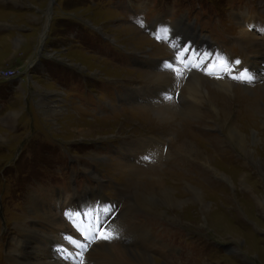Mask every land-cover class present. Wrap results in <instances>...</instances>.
<instances>
[{"label":"rangeland","instance_id":"1","mask_svg":"<svg viewBox=\"0 0 264 264\" xmlns=\"http://www.w3.org/2000/svg\"><path fill=\"white\" fill-rule=\"evenodd\" d=\"M48 8L49 0H0V75L9 71L22 74L25 64L34 61L28 71L26 69L25 76L0 79V264H10L6 253L14 251L13 240L17 241L22 235L19 229L33 228L36 232L46 233L49 224L42 216L43 211L59 216L57 210L67 207L74 210V213L71 209L65 213L69 220L73 217L74 222L68 231L73 235L76 229L78 232L85 229L91 234H81V245L70 242L78 252L88 254L84 264H126L109 257V250L116 249L112 243L119 244L120 249L126 247L149 254L158 264H264V95L245 85L240 70L234 73L239 81L236 88L230 87L228 92L233 91V95L229 94L232 104L228 119L231 118L229 123H235L236 130L249 143L247 151L251 157L247 160L238 149H233L234 142L230 141L226 129L222 131L207 122L206 114L210 115V108L205 102L199 104L200 112L194 114L198 119L176 115V120L169 122L171 126H158L152 121L155 112L148 107L147 98L142 92L137 95L140 100L134 95L148 86L147 76L166 67L179 74L181 68L185 71L199 68L196 63L199 58L194 57L193 63L186 59L188 48L203 50L206 66L217 68L219 64L205 54L206 45L201 41L214 45L222 56L238 62H245L253 47L257 51L253 62L257 68L251 71L255 74L251 77L262 80L264 0H54L41 58L33 60L40 34L46 28ZM247 39L260 47H254L255 44L246 47L244 41ZM192 76L184 79L187 82ZM26 79L30 83L34 81L37 89L42 85L45 97L34 102V93L30 95V91V100L24 103ZM200 81L204 93L217 92V86L207 79ZM157 87L154 86L151 98L158 97L156 92L160 89ZM214 97L221 100L218 106L225 105L222 97ZM131 98L133 103H130ZM166 98L171 100V97ZM41 102L50 110L57 107V116L45 114ZM110 103L112 106L108 107ZM136 106L147 110L138 109L135 114H129ZM63 110L68 112L65 117ZM248 112L253 118L250 122L245 117ZM10 114L15 118H10ZM145 114L152 119L145 121L149 123L148 128H144L140 119L146 118ZM240 117L245 121H240ZM88 123L99 127L103 124L101 128L104 129L96 131L100 134L92 140L91 137L79 139V130L86 128ZM162 127H168L169 132L163 139L158 135L164 134ZM118 132L124 136L121 138H126L122 143L149 137L145 141L151 145L152 137L162 141L158 146L160 152L163 143L168 146L165 165L159 169L164 174L160 172V175L157 169L156 174L162 177L165 185L176 190L179 204L173 215H178L184 226L160 223L151 215H157L154 210H150V214L138 206V214L144 216L148 224L167 225L161 227L162 231H152L153 235L161 234L162 237L158 242L160 247L153 250L147 248L144 237L132 232L130 220L115 212L119 206L110 209L107 205L108 210L95 191L84 193V187L96 175L99 177L96 176L95 181L106 185L107 194L116 196L121 207L133 202L127 192L131 188L124 189L123 179L131 181L128 185L141 186L142 190L159 188L157 184L153 185L156 180L143 181L133 177L128 166L120 168L112 164L115 161L123 165L122 153L131 148L118 144L121 139L116 136ZM182 133L195 137L202 150L212 152L211 147H216L223 159L215 155L216 159H212L209 166L193 156L192 161L188 156H180L182 151L176 144L177 136ZM204 134L208 142L204 141ZM213 138L223 144L209 143ZM107 142L110 143L106 145ZM140 156L132 154L134 158ZM108 158V166H103L102 161ZM160 160L161 157L158 162ZM144 162L146 165L140 168L146 170L148 165L146 160ZM171 162L172 166L169 165ZM117 174L122 178L117 180ZM186 179L189 180L187 185L198 188L208 210L211 219L207 228L202 225L199 202L193 205L190 199L194 202V198L186 193ZM119 188L122 195L116 193ZM111 197L104 196L106 200ZM34 200L48 204L42 203L34 210L31 206ZM183 208H187L186 214ZM93 217L98 219V225H105L104 229L113 235L112 239L95 241ZM216 217L224 221L225 227L213 224L211 220ZM60 235L64 239L70 238L64 232ZM57 240L58 235L56 240L50 238L42 242L48 254L50 250L49 257L53 256L52 263L65 264L64 258L75 262L64 244L49 248L59 243Z\"/></svg>","mask_w":264,"mask_h":264},{"label":"bare ground","instance_id":"2","mask_svg":"<svg viewBox=\"0 0 264 264\" xmlns=\"http://www.w3.org/2000/svg\"><path fill=\"white\" fill-rule=\"evenodd\" d=\"M137 37L141 38L140 36H137ZM244 42H245V44H244L245 46L247 44H250L249 46L255 44L251 39H249V40L247 39ZM262 42L263 43H262L261 47H262V50L264 51V41H262ZM201 43L206 45L204 47L205 48V54L208 56H212L214 61L217 64H219L220 67H217L214 70H211L205 64V55L203 54L204 53L203 50H201V49L198 50L196 47H192L193 49L188 48V50L186 52V59H188L189 61H191L193 63L194 57L199 58V60L197 61V63L199 64V68H197L196 70H193V71L192 70L185 71L181 68L179 70V72H180V74H179L178 72L173 73L169 68L166 67L165 69L161 70L158 73L151 74L150 76H147L148 77V83H147L148 86L144 87L142 90L136 91L134 93V95L136 96V98L138 100H140L137 97V95L139 92H142V96L147 98L145 101L147 102L148 107H151L155 113H154L153 120L150 119L151 117L149 118V116H146V114H145L146 118L143 116V118H140V119H142V124L144 125V128H148L149 123L147 124L146 122L149 119L154 121V123L158 126L170 125L169 124L170 121L176 120V115L177 116L188 115V117L190 116L192 119H198V117L196 116L197 114L195 116H194V114L200 112V105L199 104L201 102H205L206 105L210 108L209 109L210 115L206 114L208 116L207 122L210 121L212 124H214V126L216 128L221 129L222 131L226 129L227 130L226 132H228L230 141L234 142L233 149H235V148H236V150L238 149V153L243 155V157L246 158V160H247L249 157H251L250 153L247 151V148H248L247 146L249 145V143L247 142V140L245 139L243 134H241L240 131L236 130V127H237L236 124L235 123H232V124L229 123L231 118L228 119V113H229L230 105L232 104V102L229 100V94L233 95V91L231 93H228V92H229L230 87L236 88V85L239 81L238 77H237V79H235L236 76L235 75L232 76V75L228 74V72H229L230 68L236 69V71H234V73L238 72L240 70L241 80H243L245 82V85H247L250 90L256 91L257 93L264 95V77L262 78V80H257V78L251 77V75H255L251 71H253L254 69L257 68L255 66V64L253 63L256 59V52L257 51L255 52L254 48L251 46L252 50L248 52L249 57H247L246 61L245 62H242V61L238 62L236 60L233 61V60H230L229 58H225L224 56H222L220 54V52L217 50V47H215L214 45L207 44L205 41H201ZM254 47L258 48L260 46L255 44ZM129 51L133 52V53H137V54L140 53V52L134 51V50H129ZM249 74H250V76H249ZM189 75H193V76H192L191 80H188L186 82L184 77L189 76ZM244 77H250V79H243ZM203 78L207 79L208 82L217 86L216 87L217 92L215 94H210L209 91H205V93H204V91H202L203 90L202 89V82L200 80H203ZM156 85H158V87ZM161 85L165 88V90L162 89ZM149 86L151 88L148 90L147 87H149ZM154 86L159 88L160 91H158L156 89L157 90L156 94L158 95V97L151 98V94H153V92H154V90H153ZM219 89L221 91H219ZM168 95L171 97V100H169V101H167V98H166V96L169 98ZM213 95L214 96L218 95L220 98L222 97L224 99V101H226L225 105L222 107L218 106L220 104L221 100L217 97H214ZM150 99H152V100H150ZM237 99L238 98H236V100ZM234 102H235V100H234ZM130 103H133L132 98L130 99ZM40 106L42 107V110L44 109L45 114L50 113L51 114L50 116H52V115L57 116V110H56L57 107L54 106V107H52L54 110H50V109H48L46 103H44V102H41ZM110 106H112V103H110V105L108 107H110ZM138 109L144 110V111L147 110L146 107L136 106V107L132 108V110L129 111V114L134 113ZM63 111H64V113L62 114L63 117H65V115L67 116L68 112L65 110H63ZM110 111L112 113H114L112 111V109ZM11 116H13V118H15L14 114L13 115L10 114V118H11ZM134 116H136V115H134ZM251 116L252 115L249 112L247 115H245V117L248 119L247 122H250L253 119ZM136 118H138V117H136ZM139 121H141V120H139ZM234 121H236V120H234ZM240 121H245V118H243V119L241 118ZM131 123H132V121H131ZM101 125H103V124H100V127H99V126H96L95 124L88 123L87 126H85L86 128H84L82 131L79 130L78 138L84 139V140H87L90 137H91L90 140L96 138L100 134L96 131L104 129V128H101ZM70 126H72V125H70ZM208 128L209 127H206V129H208ZM162 129H163L164 134L158 133V135L162 136V139H163L169 135V132H168V127H162ZM103 131H105V130H103ZM150 131L151 130H149L147 132H150ZM120 135H122V134H120V132L116 133V136H118L119 138L124 137V136H120ZM204 135L206 136V134H204ZM179 137H181V138H179ZM132 138H134V137H132ZM177 138L179 140L177 141L176 146L182 151L181 154H180L181 151L178 152V154H180V156L182 155V157L188 156L189 161L193 160V158H192V156H193L195 159H201L204 162H206L209 166H211L212 165V162H211L212 159H214V158L216 159L215 155H217L218 158L223 159V157L221 156L222 154L220 152H218L219 150L216 147H213V148L211 147V149L214 152L213 151L209 152V150H207V151L202 150V148L200 146L201 143L200 144L196 143V141L194 139L195 137H193L191 135H189V137H187L185 135V133H182V134L178 135ZM147 139H149V137H146V139L145 138H143V139L142 138H136V139H133L131 141L128 139L129 140L128 143H122L124 140H126V138H121L120 140H118V144L120 145V143H121L122 147L131 146V148H130L129 152L122 153L123 156L121 159H122V163H124L123 165L119 164L113 160H112L113 162L112 161L111 162H112V164H114L115 166L120 167V168H121V166H124V165L128 166L129 167L128 169H130L129 171L131 172L133 177L141 178V179H143V181L150 180V179L156 180L157 182H154L155 184L152 183L153 185L157 184V186H159V188H157L156 191L149 190V189L142 190V189H140L141 186L137 187V186H135V183H133L134 185L133 184L128 185L129 183H131V181L128 179H123V181L125 182V184L123 185L124 189L127 190V187L131 188V190L130 191L127 190V192H128V194H130L129 198H131V200H133V202L132 201L129 202L132 205H128L125 207L122 206L123 207L122 208L120 205H118V201L115 198L116 196H114L113 194H107V192L105 190L107 188L106 185L104 186V184H101V183L95 181V177L96 176L99 177V175H96L95 177L91 178V180H89L90 183L86 187H84V193H87L90 191H95L99 195L100 201L102 202V204L106 208H107V205L110 206V209H114L116 207L115 205L119 206V209H116L115 212L117 214L123 215L127 220H130L129 227L132 230V232L135 235L139 234L142 237H144L147 248L148 249L151 248L153 250L155 248L160 247L159 241L162 240V237L160 236L161 234H159V236H155L152 234V231L154 229L157 231H162L161 227L162 226H163V228L167 227V225H166L167 223L172 222V225H173V223H174V225H176V224L180 225L181 223L179 221L178 215H173V212L178 211V209L176 210V207H178L177 205L179 204V198L177 199L176 190L170 186L165 185L164 181H162V179H161L162 177L157 176V174H156V171L159 169L161 170V168H163L165 165L166 157H168L167 154L169 152L168 146L165 143H163L161 146L162 152H160V150L158 149V146L160 147L162 141L157 139V138L151 137L153 142L151 143V145H149V144H146L145 140H147ZM253 139H255V138L253 137ZM204 141L208 142L207 136L204 137ZM137 142H139V143L136 144ZM211 142H212V144L216 143V142H218L219 145L223 144L220 140L218 141V138L211 139L209 141V143H211ZM109 143L110 142H107L106 145ZM202 145H204V144L202 143ZM263 147H264V145H263ZM110 150H111V148H110ZM132 154H135V155L140 154L141 156L134 158V157H132ZM160 157H161V160H160V162H158V158H160ZM113 159H115V158H113ZM99 160H101V159H99ZM145 160H146L148 167L146 168V170H143L140 167H144L146 165L144 162ZM163 160H164V163L162 162ZM108 161H110V158L102 161V165L108 166ZM116 161H118V160H116ZM177 161L181 162L180 160H177ZM109 165L111 167V164H109ZM169 165L172 166V162ZM189 165H190L189 167L192 166L191 163ZM133 168H134V170H133ZM150 169H152L153 172H149ZM160 170L158 171L159 173L161 172ZM161 173H163V171ZM161 173H160V175H161ZM187 174L188 173H186L184 175L187 177ZM106 175H108V174H106ZM216 175L218 176V173H216ZM154 177H158V178H154ZM115 178H117V180L121 179L122 175L117 174ZM173 178H177V177L173 176ZM103 182H104V180H103ZM184 182H185L184 188L186 190V193L189 194L192 199L194 198V202H193V200L190 199L191 203H193V205H195V202H197V203L199 202L200 206L198 205L199 206L198 209H199V215H201L200 216L201 221L203 222L202 225L207 228L208 227L207 226L208 220L211 219V217H210V215H208V210H206L205 204L202 203L203 201L199 195L200 192H199L198 188H196L192 185H187L189 180L186 179V180H184ZM147 183H149V182H147ZM149 184H151V182ZM133 187H134V191L131 193V191L133 190ZM117 192L119 194H121L122 193L121 188L117 189L116 193ZM105 195L106 196L107 195L112 196L113 198L111 197L109 200H106V198H104ZM125 195H127V194H125ZM95 197H97V196H95ZM42 203H44L45 205L48 204L45 201H40V200H34V202L32 201V204H31L32 209L35 210L37 208V206H39V205L42 206ZM81 206H83V205H81ZM138 206L146 209V211L150 214H151L150 210H154V212H156L157 215H153V214H151V215L154 216V218L156 220H159L160 223L165 222L166 224H162V225H160V224H157V225L148 224L146 221V218L144 216L138 214L139 213V212H137ZM179 206L181 207V205H179ZM187 208H183L184 209L183 211L185 212V210ZM69 209H71L72 213H74V210L70 207H67L66 209L64 208L61 210H57L60 217L57 216L56 213L54 215H52L49 212L43 211L44 215H42V216L44 218H47L48 224H49L48 230L46 233L36 232V231L32 230L33 228L32 229H26V228L22 229L24 227L22 225L23 226V227L21 226L22 230L19 229V231L22 232L21 238H18L17 241L13 240V243H15L14 251L9 250V252L6 253L9 257L8 262L10 264H53L52 263L53 260H51V258L53 256L51 258L49 257L50 250H49V254H48V249L42 244V242H46L47 240L49 241L50 238L56 240L57 235H58L57 242H59V243H57L54 246H49V248H53L56 246H62L63 247V244H64L65 249L71 254V257H73V261H75V262H72L70 259L66 260L64 258L65 264H84V261L87 258L88 254L86 252H84L83 254L78 252L76 249H74L72 247L73 244L71 245L70 242L76 241L78 245H81V242H80L81 234L83 233L84 235H88V236L91 234L89 232H87L85 229H82V232H80V231L78 232V230L76 229L77 234L74 233L73 235L68 231V229L71 227V225L74 224L73 217L71 220H69L68 217L65 216V213L68 212ZM110 209H108V210H110ZM52 213H53V211H52ZM185 214H186V212H185ZM162 216L164 218H162ZM147 217H149V216H147ZM95 220H97V218L93 217L92 218V230L94 232H96V230L93 227L95 224ZM211 221L213 222V224H216L220 227H225V225L223 224L224 221L221 222L219 220V218L217 219V217ZM97 225H98V222H97ZM182 225L183 224H181V226ZM77 226L79 227V223H77ZM169 227H171V226H169ZM52 229H54V231H52ZM127 231H129V230H127ZM60 232H64V233L68 234L70 236V238H66V239L62 238L60 235ZM171 235H173V233H171ZM176 236H178V235H176ZM234 238L237 239V237H234ZM82 239L84 241L89 240V238L88 239L82 238ZM100 244L102 245V243H100ZM112 244H114L116 246V249L114 250L113 248H111L109 250L110 255H111L109 257H111V258L119 259L121 262H124L126 264H128V263H131V264H158L157 260H155L153 257L148 256L149 254L147 255L145 253L135 251L131 248L125 249L126 247L125 248L123 247L124 249H120V248H118V247H120L119 244H117V243H112ZM92 247H94V246H92ZM109 247H111V246H109ZM78 248H80V247H78ZM102 249H103V245H102ZM103 254H104V252H103ZM114 259H112V260H114ZM112 262H114V261H112Z\"/></svg>","mask_w":264,"mask_h":264},{"label":"crops","instance_id":"3","mask_svg":"<svg viewBox=\"0 0 264 264\" xmlns=\"http://www.w3.org/2000/svg\"><path fill=\"white\" fill-rule=\"evenodd\" d=\"M44 31V30H43ZM43 33V32H42ZM42 33L40 34V37H39V39H40V41H39V43H38V45H37V47H39V45H40V43H41V35H42ZM43 45V44H42ZM36 47V48H37ZM37 50H38V48H37ZM37 50H36V53H34L35 55H34V57H33V60H34V58H41V56L40 55H38L37 54ZM34 61H30V62H28V63H26L25 64V68H24V71L22 72V74H18V76L17 77H19V76H25L24 74L26 73V69H27V71H28V69L30 68V65H32V63H33ZM33 76H31V78H32ZM36 83H37V80L35 81ZM34 85H36L35 83H34V81L33 82H31L30 83V80L29 79H26L25 80V89H26V91L24 90V92H25V94H24V92H23V94H24V103H25V100H27V99H29V97H28V95H29V92H30V95H32V93H34L33 95H34V102L36 101V100H39V99H42V97L44 98L45 97V95H43V93H44V87H42V85H39V87H38V84H37V87L39 88V89H37L36 88V86L34 87ZM30 98H32L31 96H30ZM37 98V99H36ZM33 99V98H32ZM31 99V100H32ZM30 100V99H29Z\"/></svg>","mask_w":264,"mask_h":264},{"label":"snow or ice","instance_id":"4","mask_svg":"<svg viewBox=\"0 0 264 264\" xmlns=\"http://www.w3.org/2000/svg\"><path fill=\"white\" fill-rule=\"evenodd\" d=\"M243 79H250V77H244ZM97 238L102 239V240H110L113 238V235L110 233H107V230L104 229L103 226H100L97 229Z\"/></svg>","mask_w":264,"mask_h":264},{"label":"water","instance_id":"5","mask_svg":"<svg viewBox=\"0 0 264 264\" xmlns=\"http://www.w3.org/2000/svg\"><path fill=\"white\" fill-rule=\"evenodd\" d=\"M53 3H54V0H49V12H48V15H47V24H46V28H45V30L43 31V33H42V35H41V43H40V47H42V44H43V40H44V38L46 37V35H45V33H46V31H48V28H49V20H50V15H51V11H50V9L52 8V6H53Z\"/></svg>","mask_w":264,"mask_h":264},{"label":"built area","instance_id":"6","mask_svg":"<svg viewBox=\"0 0 264 264\" xmlns=\"http://www.w3.org/2000/svg\"><path fill=\"white\" fill-rule=\"evenodd\" d=\"M19 73L16 72H4L2 75H0V79L2 80H10V79H14L18 76Z\"/></svg>","mask_w":264,"mask_h":264}]
</instances>
